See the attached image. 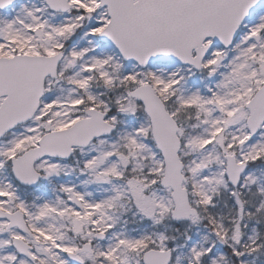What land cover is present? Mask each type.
Masks as SVG:
<instances>
[{
  "label": "snow or ice",
  "instance_id": "snow-or-ice-1",
  "mask_svg": "<svg viewBox=\"0 0 264 264\" xmlns=\"http://www.w3.org/2000/svg\"><path fill=\"white\" fill-rule=\"evenodd\" d=\"M0 264H264V0H0Z\"/></svg>",
  "mask_w": 264,
  "mask_h": 264
}]
</instances>
